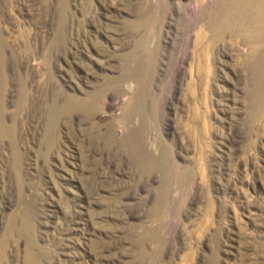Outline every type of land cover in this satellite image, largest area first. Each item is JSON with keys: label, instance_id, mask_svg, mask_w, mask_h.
<instances>
[{"label": "rangeland", "instance_id": "obj_1", "mask_svg": "<svg viewBox=\"0 0 264 264\" xmlns=\"http://www.w3.org/2000/svg\"><path fill=\"white\" fill-rule=\"evenodd\" d=\"M164 2L0 0V264H264L252 44Z\"/></svg>", "mask_w": 264, "mask_h": 264}, {"label": "bare ground", "instance_id": "obj_2", "mask_svg": "<svg viewBox=\"0 0 264 264\" xmlns=\"http://www.w3.org/2000/svg\"><path fill=\"white\" fill-rule=\"evenodd\" d=\"M157 1L162 6L165 3L164 0ZM192 1L193 6H188L191 13L196 14V9H199L200 7L202 8V20L204 21L205 26L209 29L210 37L214 44L223 43L226 36L225 34L228 31L238 32L246 42L252 44L250 50L252 58L250 67L254 70L252 82L255 91V102L258 105L264 104V0H215L213 2H211L212 0ZM1 115L0 123L2 125L3 116L1 117ZM51 128H54V121H52ZM14 218L15 217H12L8 235H11L17 230L14 224ZM26 227L27 226L24 228L19 227L18 232H20V234L24 233L28 230ZM28 236H30V234ZM28 259L29 258H27V260Z\"/></svg>", "mask_w": 264, "mask_h": 264}]
</instances>
